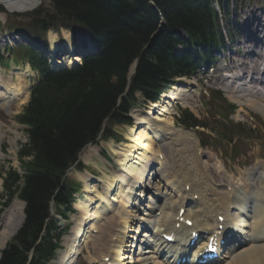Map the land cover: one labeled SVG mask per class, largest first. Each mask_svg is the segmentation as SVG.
Returning <instances> with one entry per match:
<instances>
[{
  "label": "trees",
  "instance_id": "1",
  "mask_svg": "<svg viewBox=\"0 0 264 264\" xmlns=\"http://www.w3.org/2000/svg\"><path fill=\"white\" fill-rule=\"evenodd\" d=\"M48 1L51 9L40 7L25 15L30 21L9 23L7 29L44 41L49 31L87 32L100 52L72 71L54 73L39 54L14 50L16 60L29 63L40 79L17 118L28 135L19 151L23 173L9 169L4 176L7 201L2 207L19 198L25 203V219L2 251L0 264H49L66 231L51 219L52 204L64 219L73 212L81 186L66 175L71 168L84 169L77 163L81 152L100 140L119 142L114 129L131 125L129 112L138 94L158 102L178 78H193L200 67L209 66L225 45L213 7L222 0ZM211 98L225 102L222 94ZM228 104L226 120L235 109ZM178 123L214 134L189 111L182 112ZM234 128L242 138V125ZM200 135L201 142L208 136Z\"/></svg>",
  "mask_w": 264,
  "mask_h": 264
},
{
  "label": "bare ground",
  "instance_id": "2",
  "mask_svg": "<svg viewBox=\"0 0 264 264\" xmlns=\"http://www.w3.org/2000/svg\"><path fill=\"white\" fill-rule=\"evenodd\" d=\"M39 3H41L39 0H0V7L5 6L10 13H26L35 9ZM234 18L235 24L242 31V38L236 42V50L230 48L229 56L232 58L237 56L240 62L225 69L231 77L219 76L216 84L230 89L232 99L242 102L244 100L246 105L243 106L257 110L264 116V7L251 6L248 9H239L234 14ZM0 20H4L1 15ZM65 32L66 38L62 43L55 32H50L48 36L50 42L48 54L52 65L57 69L60 67L72 69L82 59L77 56L76 49L73 47L70 39L71 33ZM14 40L22 42L24 39L14 37ZM89 49L96 53L100 52L99 46L89 47ZM90 54L92 53H87V55ZM221 71L219 69L218 73ZM17 72L19 79L17 83H14L13 77L5 81L2 73L0 74V105L10 113L13 112L14 106H23L29 98V87H25L22 77L32 76V71L27 67L23 70L18 69ZM195 85L192 81L179 84L170 93L168 92V95L165 94L167 96H163L161 102L150 104L148 110L134 108L135 110L130 112V117L135 123L134 127L130 128V135L125 141L111 146L112 154L117 157L119 165V170L111 177L106 175L103 181L100 179L95 181L96 178L88 171L78 173L85 189L92 196L91 205L93 204L94 207L90 209L89 205H77V209L81 211L82 220L76 223L72 237L66 240L64 250L59 251L61 253H59L58 260H55V264H77L79 256L83 254V247L89 248L90 245L100 246L99 250L92 247L94 255L89 256L88 254L91 264H107L104 262L106 259H109L110 264H145L148 259L141 260L140 258L143 256L142 246L145 245L143 241L154 229H158L156 234L159 240L157 242L160 243L159 247L162 245L163 249L162 247L154 249L151 254L153 253L155 257L150 260H158L156 263L153 261L155 264H175L176 257H172L174 260L168 262L167 260L161 261V259L165 257L163 255L167 248L178 251L180 244L168 247L169 244L163 241V235L175 233L176 236L183 238L184 246H189L194 231L202 235L211 232V235H217L220 240L222 235L225 236L230 232L229 226L239 225L243 232V238L240 241L235 239L239 247L235 252L226 254L221 264L228 260L232 261L233 257L230 264H264V213H257L258 208H263L264 194L259 191L254 193L258 188L255 189L247 184L248 179H245L247 175L239 180L242 186V181L245 180L242 198L237 194L238 183L231 182L228 187H232L236 191L235 194L227 191L218 192L217 197L204 198V203L194 208L196 211L188 209L183 216L180 215L181 210L195 203L193 195L196 193H193V190L187 192L185 185L192 181V171L195 174H204L205 171L208 175L215 174V172L219 174L223 172L224 167L223 162L213 164L212 157H208L207 162L202 161L197 155L198 142L193 145L190 143V138H195L194 134L177 133V139L172 140L175 134L173 118L175 109L173 107L187 104L195 90ZM246 110V108H240L241 112L248 113ZM2 128L0 122V147L3 139ZM187 136L189 139H186ZM171 140L176 142L180 149L171 147L178 154L179 161L176 166L172 165L173 161L169 157L173 155L169 145L161 146V149L156 148L157 144H167ZM15 142L12 140V143ZM185 142H189L186 148H184ZM185 151L189 154L188 160L185 159ZM163 152L169 156H164ZM202 155L205 156L203 153ZM216 159L220 161L219 156H216ZM186 164L192 165V169L186 168L185 175L180 173L184 175L182 178L185 181H183L179 177L177 167L181 165L183 169ZM97 184H102V191ZM191 184L195 186V181ZM207 188L210 192L211 188L209 186ZM200 189L206 191L204 187ZM152 191L154 196L151 194ZM152 197L155 200L162 198L161 200L169 201L167 207L161 209L163 217L156 221L151 220L153 218L151 217L153 209L150 207ZM145 202H147L146 206ZM231 206H236L238 212L236 219H230ZM16 209V204L12 205L1 220L3 229L0 230V252L18 231L23 220L22 209L21 219H16ZM240 216L244 220L239 221ZM210 217L211 220H209ZM219 217H223L225 223L221 224L218 221ZM186 221H194V226L191 229L188 228ZM178 224L181 227L180 231L176 229ZM220 226H223V232L218 231ZM185 237H188V240L184 239ZM247 237L250 239L247 240ZM245 249L247 250L244 252ZM178 253L183 254L180 250ZM97 256H99V261L96 259ZM196 257L197 252L195 251L193 261ZM210 264H220V262L215 261Z\"/></svg>",
  "mask_w": 264,
  "mask_h": 264
},
{
  "label": "rangeland",
  "instance_id": "3",
  "mask_svg": "<svg viewBox=\"0 0 264 264\" xmlns=\"http://www.w3.org/2000/svg\"><path fill=\"white\" fill-rule=\"evenodd\" d=\"M222 4L216 5L214 4V9L216 12L219 14V21L218 25L219 28L223 34V37L226 41V45L222 48L221 53L218 54L216 60H214L213 65L208 69L207 68H202V72L194 79H181L179 80L175 86L176 87L179 84H182L184 82L192 81L195 85V90L192 93L191 98L188 100L187 104H179L177 106H174V122L176 117L179 115L180 110H185L189 109L192 113H194L196 116H198L206 125L209 126V128L215 130L221 137H213L210 139H205V142L207 146L202 149L198 148L197 155L202 159L203 162L208 161V157L213 158V164H216L218 162H223L224 167L222 169V173L217 174H207L206 171L205 173H198L195 174V172L192 171V181H189L185 183L187 186V192H190L189 189L191 186V190H193V193L195 192L196 196H194V202L191 204L189 207V211L194 210V208L198 205L200 206L204 202V198H212V197H217L216 194L218 192H230V193H236V191L232 187H228L231 182H236L238 183V191L237 194L242 198L244 196V181H242L243 186L239 183V180L241 177L246 176L245 179H248L247 184L252 186L253 188L257 189L254 191L256 192H263L264 188V171L261 170V164L264 161V116L262 115L261 112L250 109L248 107H245L243 105H246L244 100L243 102L240 100H235L231 98V90L225 88L222 85H217L216 79L219 78V76H223L226 74L225 69H228V67H231L233 65H237L240 60L237 56H233L232 58L230 55V48L233 50H236L237 45L236 42L240 38H242V31L239 26L235 24V18L234 14L236 11H239V9L243 8H249L251 6H257L259 8L264 7V0H222ZM39 6V7H38ZM36 7H44L46 9H51V3L48 0H43L40 5ZM0 8H4V11H0V15L4 17V20H0V27H3L6 23H17V24H25L26 21H30L29 17L25 16L26 14H29L31 12H27L24 14H12L8 12V9L5 6H1ZM37 8V9H38ZM21 15V16H19ZM24 15V16H23ZM0 28V74L2 73V78L7 81L10 77H13L14 83L18 82V72L17 69H25L27 68L26 65L22 66H15L13 64H10V66L5 67L4 65H7V59L9 58L7 52L3 49V45L1 44L2 41H4V38L6 34H8L6 31L1 30ZM66 32L65 30H62L59 33H56V36L58 37L59 41L62 43L65 41L66 38ZM235 37V38H234ZM89 38V35L87 33H84L82 31L78 32L77 35L75 36L73 33H71L70 39L74 42L76 41L77 45L79 47H82V42L85 41L86 39ZM234 38L233 41H230L229 39ZM48 40V38H47ZM49 42V41H48ZM46 45V44H45ZM47 46V45H46ZM2 61V63H1ZM221 69L222 71L218 73V70ZM37 74L34 72L32 77H22L23 84L25 87H31L35 80L37 79ZM244 80V79H243ZM172 89L169 91V93L172 91ZM221 91L224 96L232 103L237 105V111L234 115H232L230 118L231 122L233 124H236L238 122H242L244 125V129L242 133L245 135V137L242 138H236L235 137V130L232 128L230 121L227 122L224 120V107L228 108L227 102H219L220 100H215L210 101L208 96L205 95V91L210 94L213 91ZM168 95V94H167ZM163 95V96H167ZM215 95V94H213ZM164 97H162L163 99ZM213 98V97H212ZM161 99V101H162ZM159 101V102H161ZM149 103H145L143 98L138 97V103L136 108H141L144 110H148L149 108ZM23 106L13 107V112H8L2 105H0V121L3 123L4 128L1 129V133L3 134V139L1 141V147H0V230L3 229V226L1 225V220L3 219L5 213L9 210V208L12 205L17 206L16 209V219H21L20 212L22 209V214H23V209L24 205L18 198H14V200L10 203V205L7 208L2 207V203H5L6 197L3 192V181L1 177V173L3 170H8V169H14L18 170L20 173L23 172L21 162L19 161V151L22 148V146L27 144V132H26V127L22 126L20 123H18L17 118L19 114L23 112ZM242 106V107H241ZM176 107V108H175ZM240 108H246L248 113L241 112ZM135 110V109H134ZM132 120V125L134 127V120ZM220 122L224 123V127L220 125ZM175 125V123H174ZM130 126H123V127H116L114 130L121 135L122 141H125L126 138L130 135ZM175 134L173 136L172 140H176L177 133L184 134V132H189L192 134H197L198 131H187L182 128H179V126L175 125ZM250 129V130H249ZM187 134H185L186 136ZM186 139H189L188 136ZM198 139V138H197ZM197 139L195 138H190V143L196 144ZM12 140H15V143H12ZM169 141L167 144H157L156 148H162L165 145L170 146V150L173 155L169 156L166 154V152H163L164 156H169L171 157L172 165L176 166L178 164V154H176V150L178 149L177 143L174 141ZM121 141V142H122ZM119 143H117L115 140H110L108 142L100 141L97 144L91 145L88 147L86 150L83 151L80 161L84 165V172L86 173L87 171L95 177V181L104 179L107 176L111 177V175L119 170V165L117 164V157L112 154L111 146H116ZM189 142H185V146H187ZM162 146V147H161ZM164 149V148H163ZM165 150V149H164ZM163 150V151H164ZM196 152V151H195ZM205 154L204 155H202ZM99 155V156H98ZM185 159L188 160V153L185 151ZM202 156V157H201ZM216 156L220 157V161L216 159ZM100 157V158H99ZM116 157V158H115ZM181 164V162H180ZM181 168V169H180ZM186 168L192 169V165L186 164L185 168L183 166V169L181 165L177 167V171L179 173L180 179L185 181L182 176L186 174ZM214 172V170L212 171ZM78 173L80 171H77L75 169H72L69 174L67 175V178L71 181L75 182H80L81 185V191L76 195V203L74 205L75 212L69 214V219L68 220H60V218L56 219L60 221V226L62 228H68V233L64 235L63 237V242H62V249L65 248V242L69 237H72V231L73 228L75 227L77 222H81V211L77 209V205H89L90 209L94 207V205H91V194L88 193V191L85 189L84 184L81 182ZM183 173L184 175L180 174ZM216 177V179H214ZM195 181V186L192 185L191 183ZM256 181L258 183H256ZM199 182V183H196ZM199 184V185H198ZM206 189L207 186L211 188L210 192H208V188L206 191H203L200 188H203L202 186ZM99 189L102 191V184H97ZM227 187V188H226ZM198 191V193L196 191ZM202 190V191H201ZM219 190V191H218ZM215 192V193H214ZM154 192L152 191V196ZM202 193V194H201ZM215 194V195H214ZM264 194V192H263ZM146 195V193H145ZM201 195V196H200ZM203 197V198H202ZM90 199V200H89ZM160 199V198H159ZM162 199V198H161ZM158 200V198L155 200L154 197L151 198L150 200V207L153 209V213L151 214L152 219L155 221L157 219H160L163 217V214L161 213V209L163 207H167L169 204V201L167 200ZM148 202V200H147ZM147 202H145V206L147 205ZM200 204V205H199ZM178 207V206H177ZM231 208V217L230 219H236V216L238 215V212L236 211V208ZM236 207V206H235ZM248 207V206H246ZM254 207V206H253ZM262 207L264 208V202L262 203ZM241 208V207H237ZM253 209V208H252ZM195 211V210H194ZM170 214V212H169ZM175 214V213H174ZM155 215V217H154ZM168 217V216H167ZM211 220V217L210 219ZM244 220L243 217L240 216L239 221ZM251 222H253L251 220ZM22 224V222H21ZM20 224V226H21ZM239 224V223H237ZM2 226V227H1ZM156 228V227H155ZM236 231L239 232V234H236V238L238 240L242 239L239 236L241 235L242 229L240 228V225L237 226ZM158 233V229L152 230V232L148 233L147 236L145 237L143 243H145L144 246H142V252L143 256L140 257L141 260H146L148 259V262H145V264H155L158 260L152 259L151 258L155 257V255L151 252L159 247V236L156 234ZM95 235H97L95 233ZM243 236V232H242ZM139 237V236H138ZM250 239L247 237V240ZM10 241V240H9ZM92 247H96L97 250L100 249L99 245H90L89 248L83 247L84 251L83 254L79 256L77 260V264H91L90 260L88 259V254L89 256L92 254L94 255V250ZM162 245L159 247L161 248ZM166 248V247H165ZM61 249V250H62ZM163 249V247H162ZM64 250V249H63ZM62 250V251H63ZM96 250V251H97ZM159 250V249H158ZM247 249L244 250V252ZM2 251V250H1ZM242 251V250H241ZM242 252V253H244ZM58 252L55 260H58V256L60 255ZM172 254H170V250L166 249L165 250V257L161 259V261H165L171 257ZM99 256H97V261ZM234 258V257H233ZM232 258V261H233ZM52 261L51 264H55L56 261ZM155 261V263H153ZM231 260H228L227 262L223 264H230ZM221 264V263H220Z\"/></svg>",
  "mask_w": 264,
  "mask_h": 264
},
{
  "label": "water",
  "instance_id": "4",
  "mask_svg": "<svg viewBox=\"0 0 264 264\" xmlns=\"http://www.w3.org/2000/svg\"><path fill=\"white\" fill-rule=\"evenodd\" d=\"M42 1H43V0H39V2H42ZM135 69H136V64H135L134 67H133V72H132L131 76L134 74Z\"/></svg>",
  "mask_w": 264,
  "mask_h": 264
}]
</instances>
